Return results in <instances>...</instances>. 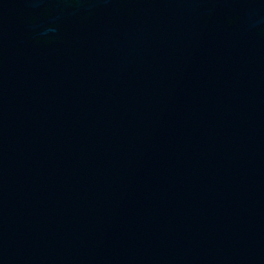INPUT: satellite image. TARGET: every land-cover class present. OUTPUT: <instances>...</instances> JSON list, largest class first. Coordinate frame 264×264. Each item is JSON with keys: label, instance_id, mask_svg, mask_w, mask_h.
<instances>
[{"label": "water", "instance_id": "95a60500", "mask_svg": "<svg viewBox=\"0 0 264 264\" xmlns=\"http://www.w3.org/2000/svg\"><path fill=\"white\" fill-rule=\"evenodd\" d=\"M0 264H264V0H0Z\"/></svg>", "mask_w": 264, "mask_h": 264}]
</instances>
